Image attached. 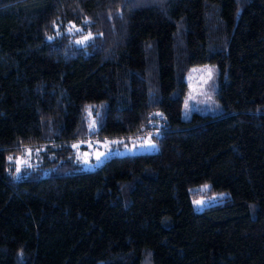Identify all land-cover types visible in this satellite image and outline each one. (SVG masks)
<instances>
[{"label": "trees", "instance_id": "16d2710c", "mask_svg": "<svg viewBox=\"0 0 264 264\" xmlns=\"http://www.w3.org/2000/svg\"><path fill=\"white\" fill-rule=\"evenodd\" d=\"M202 67L220 112L184 120ZM0 264H264V0H0Z\"/></svg>", "mask_w": 264, "mask_h": 264}, {"label": "rangeland", "instance_id": "374dc122", "mask_svg": "<svg viewBox=\"0 0 264 264\" xmlns=\"http://www.w3.org/2000/svg\"><path fill=\"white\" fill-rule=\"evenodd\" d=\"M185 81L187 95L183 104L184 120L189 119L193 114L207 116L220 112L215 100L216 77L213 67L193 69ZM156 134L157 131L152 129L148 135L140 138L78 141L76 145H84L86 149L77 151L76 148L79 146H74L75 160L80 170L92 172L111 158L156 154L158 147L150 138V135ZM207 190L208 188L204 187L201 191L206 193ZM221 198L222 196L205 195L193 201L192 208L195 212H200L205 207L217 204Z\"/></svg>", "mask_w": 264, "mask_h": 264}, {"label": "snow or ice", "instance_id": "6c2138e0", "mask_svg": "<svg viewBox=\"0 0 264 264\" xmlns=\"http://www.w3.org/2000/svg\"><path fill=\"white\" fill-rule=\"evenodd\" d=\"M86 23H87V21H86ZM51 39V38H50ZM85 39H88V37H85ZM78 43H83V41H78ZM91 126V125H90ZM12 159V157H9V160H11ZM199 203V202H198Z\"/></svg>", "mask_w": 264, "mask_h": 264}]
</instances>
